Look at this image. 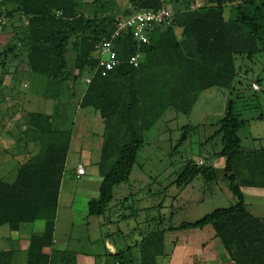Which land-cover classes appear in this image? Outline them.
I'll return each instance as SVG.
<instances>
[{"label":"trees","instance_id":"1","mask_svg":"<svg viewBox=\"0 0 264 264\" xmlns=\"http://www.w3.org/2000/svg\"><path fill=\"white\" fill-rule=\"evenodd\" d=\"M109 1L110 6L101 8L100 14L85 15L77 11L75 0H0L1 16H18L24 21L22 42L29 71L59 82L74 81L83 73L87 74L83 79L90 78L88 84L84 82L78 107L92 108L103 121L101 159L117 154L101 180L98 196L87 203L88 214L94 216L105 213L113 188L128 180L144 133L166 110L187 115L201 92L213 87L234 90L240 83L237 57L251 59L264 50V0H128L121 16L117 15L115 0ZM163 5L173 11L170 24L155 27L148 41L141 44L122 33L113 41L118 65L109 71L98 66L95 45L111 40L119 18L131 10L159 9ZM226 7H230L228 17L224 15ZM176 28L180 29L179 37ZM70 44L76 52L75 74L68 71L65 57ZM18 45L0 52V68L8 57L18 58ZM136 50L143 56L139 66L132 67L126 60ZM255 82L260 84V79ZM51 118L41 112L27 113L25 122L38 142V150L19 165L12 182L0 179V227L6 225L18 231L22 224L44 222L42 233L30 237L26 264H55L56 257L71 264L73 259L70 252L44 253L53 244L58 195L71 137L66 130L54 129ZM241 126L233 103L228 101L216 134L225 160L223 176L235 203L194 222H182L177 229L210 225L225 259L233 264H264V217L249 212L235 182L237 170L264 173V149L242 150L238 136ZM193 129L186 126L182 138ZM198 161L187 162L176 180L177 186L198 175L205 182L216 179L214 168ZM153 246L159 250L152 252ZM141 250L142 264H155L156 257L163 254V231L148 233Z\"/></svg>","mask_w":264,"mask_h":264},{"label":"rangeland","instance_id":"2","mask_svg":"<svg viewBox=\"0 0 264 264\" xmlns=\"http://www.w3.org/2000/svg\"><path fill=\"white\" fill-rule=\"evenodd\" d=\"M75 2L77 11L85 15H98L101 8L111 4L109 0ZM127 3L128 0H115L118 16L122 15ZM6 8L11 10L12 6L7 4ZM229 10L230 7L224 9L225 17L229 16ZM0 19V52L15 44H19L18 49L21 51L16 60L8 57L7 64L0 68V73L4 71V79H7L6 89L13 96L11 106L15 107V113L18 112L14 121L17 123L12 127L18 130L28 127L22 121L25 114L41 112L53 118L52 127L71 134L60 185L63 209L61 208L55 222L56 243L53 247L72 248L81 239L89 237L94 240L101 234L107 235L108 239L111 237L110 241L118 242L116 244L120 245L119 248H123L124 242L139 239L140 233L144 238L148 233L159 230L167 238L163 253L166 251L168 254H159L156 264H181L186 249L198 256L210 255L211 251L213 254L214 251L217 253L215 245L219 246L220 242L210 225L203 229L180 230L177 227L182 222H194L215 209L226 208L235 203L228 181L223 176L225 160L220 155L222 145L216 134L228 101L233 103V110L242 121L238 131L242 150L264 149V50L251 59L237 57V81L240 83H236L234 90L213 87L201 92L187 115L173 109L166 110L154 126L144 133L143 144L137 152L128 180L113 188L112 200L105 213L102 216L91 215L86 219L83 218L84 211L69 213L64 204L70 202L74 195V207L82 210L84 199L97 197L101 180L117 157L114 152L116 150H113L111 156L101 159L105 132L103 121L92 108L78 107L85 88L83 78L87 74L83 73L74 81L70 79L59 82L32 73L27 69L24 58V21L18 16L9 19L0 15ZM65 57L68 71L75 74L76 52L71 44ZM257 78L260 79L259 90L253 91L250 84ZM186 126L194 129L188 132L186 138H182ZM16 128L13 136L20 133L21 136L25 135L23 132L18 133ZM3 131H0V179L12 182L20 161L15 155L18 145L14 146L13 138ZM5 155L7 160L1 163ZM197 160L213 167L216 179L205 182L198 175L177 186L176 180L187 162ZM78 162L85 170L84 176L81 175L80 178L73 174ZM235 182L244 195L249 212L264 215V173L237 170ZM83 220L85 225H81ZM72 223L79 226L73 227ZM98 223L105 225L99 229ZM43 224V221L22 224L17 232L9 230L6 225L1 226L0 251L13 250L15 264H24L30 235L38 232ZM173 248L175 250L171 255L169 253ZM92 249H97V246L94 245ZM157 249L155 246L151 247L152 252ZM226 260L223 259L222 263L226 264ZM58 262H61L60 258L56 257L54 263ZM103 262L104 258H100L94 263ZM83 263L84 261L78 260V264ZM127 264L139 263L133 260Z\"/></svg>","mask_w":264,"mask_h":264},{"label":"crops","instance_id":"3","mask_svg":"<svg viewBox=\"0 0 264 264\" xmlns=\"http://www.w3.org/2000/svg\"><path fill=\"white\" fill-rule=\"evenodd\" d=\"M175 34L177 37H179V34H180L179 28L175 29ZM17 70H18V67H17ZM4 75H5L4 71L0 73V131L4 132L3 130H5L7 132V134L13 138V140H14L13 145L14 146L18 145L16 148L17 152L15 153V155L17 158L20 159V161L17 163L18 167H19V165L22 162H24L28 157L34 155L37 152L38 142H37V140L34 139L32 130L30 129V127L25 122L27 113L25 114L24 118H22V121L29 128L23 127L20 130H18L15 127L17 129L16 131L18 133L23 132V134H25V135L21 136L22 133H20V134H18V136L17 135L13 136V134L15 133L14 132L15 128L12 126H13V124L16 125V123H17V121L15 123H14V121L16 118V114L18 112L15 113L14 112L15 107L11 106L10 101L13 99V96L6 89L8 86V83H7V79L6 78L4 79ZM51 121H52V126H53V124H54L53 118H51ZM54 129L62 130V129H58V128H54ZM27 133H30L31 135L27 136L26 135ZM6 160H7V155H5V157L2 158L1 163H5ZM77 164H81V163L78 162ZM77 164H76V166H77ZM76 166H75V168H76ZM75 168L73 169L74 176L76 178L82 177V176L76 175ZM16 173H17V171H16ZM15 176H16V174H15ZM72 198L73 199L70 202H68V201L65 202V204H64L65 209L68 208L69 213H77V212L84 211L85 216L83 218L88 219L91 215L88 214L87 203L91 198L90 199H84L82 201V204H83L82 210L76 209L74 207V203H75L74 195H72ZM62 203H63V198L61 199V194H60V190H59L55 222L57 221V217L59 215L61 208L63 209ZM252 215H254V214H252ZM254 216L264 217V215H254ZM84 220H83V222H84ZM85 224L86 223L84 222L81 225H85ZM104 225H105V223H103V224L98 223L97 227L99 229H101ZM72 226L74 227V226H79V225L72 223ZM43 227H44V224H43V226H40V228H38V229H40L38 232L32 233L30 235V237L35 236V235H40L43 231ZM54 229H55V223H54ZM13 232H17V231H13ZM54 232H55V230H54ZM55 235L56 234L53 233V244H52V246L45 248L44 253L51 255L52 253H58V252H60V253L70 252L73 255V259H72L73 261L71 262V264H78V260L84 261L83 264H96L94 262L100 258H104V262L102 264H123V263L127 264V263L132 262L133 260H135L139 264H142L141 245H142L143 236L141 233L139 234L140 235L139 239H136L134 241H130L129 243L124 242L123 248H119L120 245L116 244L118 242L110 241L111 237L108 239L107 235L99 234V236L96 237V239H94V240H91L89 237H87L86 239H81L79 242H76V244L73 245L72 248L67 247L66 249H56L55 247H53L54 243H56ZM29 240H30V238H29ZM166 242H167V238H165V233L163 232V248H164V245H166ZM28 243H29V241H28ZM94 245L97 246V249H92ZM27 247H28V245H27ZM174 248L171 250V252L169 254L173 255V252L175 250ZM215 249H216L217 253H215V251H214V254H213V252L211 251V254L207 255V256H203V255L198 256L197 254L190 252L189 249H186V251L184 252V256L182 255V258H181V264H194V262H199L202 264H223L222 261L225 258L223 256V250H222L221 244H219V246L215 245ZM164 252L165 253H163L162 255L167 253L166 251H164ZM26 256H27V249H26V252L24 254V264H26ZM64 259L63 258L60 259L61 262H58L57 264H64V263H62ZM117 259H119L118 262L116 261ZM0 264H15V255H14L13 250L3 249L0 251ZM226 264H233V263L226 260Z\"/></svg>","mask_w":264,"mask_h":264},{"label":"built area","instance_id":"4","mask_svg":"<svg viewBox=\"0 0 264 264\" xmlns=\"http://www.w3.org/2000/svg\"><path fill=\"white\" fill-rule=\"evenodd\" d=\"M172 20L173 11L165 5L159 9L131 10L128 15L119 18L111 40H101L96 43L95 57L98 60V66L109 71L118 65L119 60L114 53L113 41L121 36L122 33L129 34L137 44L145 43L155 27L170 24ZM142 56V53L136 50L135 53L127 58L126 62L132 67H138ZM89 81V77L84 79L86 84ZM250 86L253 91L259 90L257 82H251ZM202 163V160L198 161V164ZM75 173L77 176L84 175L85 170L82 164H77Z\"/></svg>","mask_w":264,"mask_h":264}]
</instances>
